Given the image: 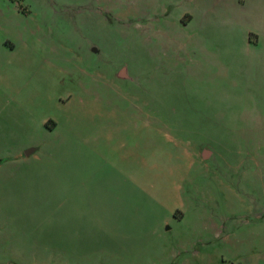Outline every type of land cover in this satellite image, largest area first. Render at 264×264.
Returning a JSON list of instances; mask_svg holds the SVG:
<instances>
[{
  "label": "rangeland",
  "instance_id": "rangeland-1",
  "mask_svg": "<svg viewBox=\"0 0 264 264\" xmlns=\"http://www.w3.org/2000/svg\"><path fill=\"white\" fill-rule=\"evenodd\" d=\"M0 264H264V0H0Z\"/></svg>",
  "mask_w": 264,
  "mask_h": 264
},
{
  "label": "crops",
  "instance_id": "crops-1",
  "mask_svg": "<svg viewBox=\"0 0 264 264\" xmlns=\"http://www.w3.org/2000/svg\"><path fill=\"white\" fill-rule=\"evenodd\" d=\"M259 42H260V38L257 39L256 45H258ZM251 43L253 42L251 41ZM126 77H128V73L127 70L124 69L120 72V78H126ZM26 152L30 153L29 155H26L27 157H30L37 152V148L34 147L29 148ZM56 165L62 166L61 168H63L65 165H70L74 167L76 170H79L78 177L72 179H68V178L59 179L60 184H64L65 186H68V188L64 187L63 190H60V192L65 191L67 192V194L71 192L77 199H80L81 201L84 202L88 201L89 204H87V206L89 208L95 206V202H96L95 200L98 195V192L100 191L101 194H105L106 196L107 193L111 190L112 185L118 186L116 191L123 196L128 195L129 191L135 193L136 195H141L142 206L145 205L144 199L146 201H149L150 194L153 196L155 190L156 193L158 191L157 189H153V188L149 189L148 191V187L145 186L146 183H143L145 182L144 179L131 182L130 180L124 179V175L120 177H116L115 179L97 178L96 176H94V172H93L97 168L96 163L73 162V163H57ZM122 168L124 169V167ZM127 181H130V183H128ZM154 184L158 185L159 182H156ZM70 185L72 187H70ZM133 185L135 187H133ZM99 200H102V198H99ZM126 204H127L126 199H124V206H126ZM142 221L141 223H136V224L133 223L124 224V234H126L127 236L125 238L126 241L124 243V258H128L130 256L134 257L137 254H141V252L138 249L144 250L145 246L144 244L138 242V240L143 238H148L149 242H153L155 238H157L160 235L161 231L159 225L149 224L146 221L145 223H142Z\"/></svg>",
  "mask_w": 264,
  "mask_h": 264
},
{
  "label": "water",
  "instance_id": "water-1",
  "mask_svg": "<svg viewBox=\"0 0 264 264\" xmlns=\"http://www.w3.org/2000/svg\"><path fill=\"white\" fill-rule=\"evenodd\" d=\"M30 153L29 152H26V155H29Z\"/></svg>",
  "mask_w": 264,
  "mask_h": 264
}]
</instances>
